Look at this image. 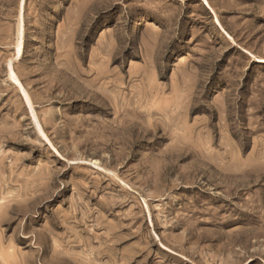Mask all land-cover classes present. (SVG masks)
<instances>
[{"label": "rangeland", "instance_id": "374dc122", "mask_svg": "<svg viewBox=\"0 0 264 264\" xmlns=\"http://www.w3.org/2000/svg\"><path fill=\"white\" fill-rule=\"evenodd\" d=\"M257 59L264 0H0V264H264Z\"/></svg>", "mask_w": 264, "mask_h": 264}, {"label": "bare ground", "instance_id": "6f19581e", "mask_svg": "<svg viewBox=\"0 0 264 264\" xmlns=\"http://www.w3.org/2000/svg\"><path fill=\"white\" fill-rule=\"evenodd\" d=\"M18 39H17V43L15 45V59L18 60L19 57L21 56L22 53V44H21V36H22V31H21V25L19 26L18 29ZM257 62H264V59H257ZM28 101V100H27ZM253 158V157H252ZM77 240V239H76ZM99 253V252H98ZM63 262V261H62Z\"/></svg>", "mask_w": 264, "mask_h": 264}]
</instances>
